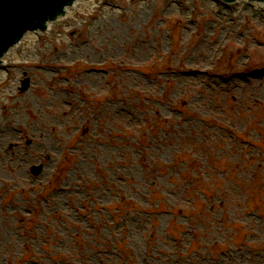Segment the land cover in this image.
<instances>
[{"label": "rangeland", "instance_id": "1", "mask_svg": "<svg viewBox=\"0 0 264 264\" xmlns=\"http://www.w3.org/2000/svg\"><path fill=\"white\" fill-rule=\"evenodd\" d=\"M46 30L0 65V264H264V3Z\"/></svg>", "mask_w": 264, "mask_h": 264}, {"label": "water", "instance_id": "2", "mask_svg": "<svg viewBox=\"0 0 264 264\" xmlns=\"http://www.w3.org/2000/svg\"><path fill=\"white\" fill-rule=\"evenodd\" d=\"M74 1L0 0V63L6 53H11V47L21 38H25L29 31H47L45 29L48 22L56 21L59 16L75 11ZM28 86L29 78L26 77L19 89L25 91ZM42 167V164H35L30 169L32 173L38 174Z\"/></svg>", "mask_w": 264, "mask_h": 264}, {"label": "bare ground", "instance_id": "3", "mask_svg": "<svg viewBox=\"0 0 264 264\" xmlns=\"http://www.w3.org/2000/svg\"><path fill=\"white\" fill-rule=\"evenodd\" d=\"M89 1L90 0H75L73 3H74V7H75V10H77V9H79V8H81L82 6H86V5H88L89 4ZM240 7H242V8H245L246 7V5L245 4H243V5H240ZM64 16V15H63ZM63 16H60L59 18H61V17H63ZM50 23V22H49ZM48 23V24H49ZM31 35V33H29L25 38H21L20 39V41L17 43V44H19V45H13L12 47H11V53H6L5 55H4V57L6 56V55H11V56H14V54H15V52H16V46L17 47H22L23 45H25L24 44V41H25V39L26 38H29V37H31L30 36ZM16 55V54H15ZM4 57H3V62H4Z\"/></svg>", "mask_w": 264, "mask_h": 264}]
</instances>
